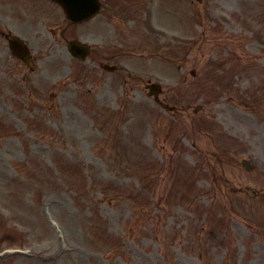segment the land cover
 Returning a JSON list of instances; mask_svg holds the SVG:
<instances>
[{"label": "rangeland", "instance_id": "1", "mask_svg": "<svg viewBox=\"0 0 264 264\" xmlns=\"http://www.w3.org/2000/svg\"><path fill=\"white\" fill-rule=\"evenodd\" d=\"M101 2L0 0V264H264V0Z\"/></svg>", "mask_w": 264, "mask_h": 264}, {"label": "water", "instance_id": "2", "mask_svg": "<svg viewBox=\"0 0 264 264\" xmlns=\"http://www.w3.org/2000/svg\"><path fill=\"white\" fill-rule=\"evenodd\" d=\"M54 1H56L64 8L66 12L65 14H67L68 18L74 23H82L83 21L91 19L100 9V4L98 0H54ZM11 44L14 49V53L18 57L28 62L30 54L26 46L17 38H12ZM69 46L72 55L78 59L84 60L88 56L87 54L90 53L89 47H86L85 45H82V43H79L77 41H71L69 43ZM105 67L108 70L114 69L109 67L108 65H106ZM149 87L151 89V93H154L156 95V100L160 102L158 97L160 92V87L156 84L150 85ZM160 104L169 110L174 109L166 104H163L162 102ZM243 164L248 170L252 168V165L250 163L244 162ZM255 193L256 192H254V194Z\"/></svg>", "mask_w": 264, "mask_h": 264}]
</instances>
